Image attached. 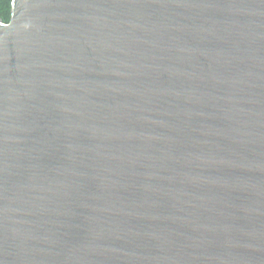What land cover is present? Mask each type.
Wrapping results in <instances>:
<instances>
[{"label": "water", "instance_id": "1", "mask_svg": "<svg viewBox=\"0 0 264 264\" xmlns=\"http://www.w3.org/2000/svg\"><path fill=\"white\" fill-rule=\"evenodd\" d=\"M0 264H264V0H11Z\"/></svg>", "mask_w": 264, "mask_h": 264}, {"label": "trees", "instance_id": "2", "mask_svg": "<svg viewBox=\"0 0 264 264\" xmlns=\"http://www.w3.org/2000/svg\"><path fill=\"white\" fill-rule=\"evenodd\" d=\"M10 7L11 0H0V18L3 21H8L10 19Z\"/></svg>", "mask_w": 264, "mask_h": 264}]
</instances>
